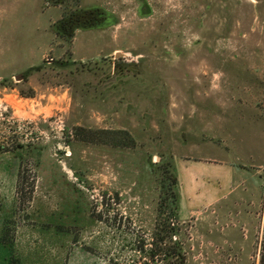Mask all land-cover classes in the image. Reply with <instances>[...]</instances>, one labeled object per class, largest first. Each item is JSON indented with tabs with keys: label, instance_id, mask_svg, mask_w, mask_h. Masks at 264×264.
Segmentation results:
<instances>
[{
	"label": "rangeland",
	"instance_id": "1",
	"mask_svg": "<svg viewBox=\"0 0 264 264\" xmlns=\"http://www.w3.org/2000/svg\"><path fill=\"white\" fill-rule=\"evenodd\" d=\"M201 156L239 186L178 200L185 264H258L264 0H0V264H129L166 216L160 167Z\"/></svg>",
	"mask_w": 264,
	"mask_h": 264
},
{
	"label": "trees",
	"instance_id": "2",
	"mask_svg": "<svg viewBox=\"0 0 264 264\" xmlns=\"http://www.w3.org/2000/svg\"><path fill=\"white\" fill-rule=\"evenodd\" d=\"M92 11H83L68 16L59 23L67 32L66 37L70 38L71 29L77 25L91 26L94 19ZM70 30V31H69ZM68 65L66 62H59V67ZM30 71V70H28ZM27 71V72H28ZM26 74V73H25ZM77 135L81 140L90 143H101L103 137H111L119 134L122 138H126L133 144L132 137L126 130H103V129H87L84 127H77ZM116 137V136H114ZM113 143V141H110ZM117 145V143H115ZM120 145V144H119ZM125 145V144H124ZM161 172L159 174L164 195L159 199L158 208L165 206L166 216L161 219L151 230L150 242L144 237H137L132 243V248L136 252V256L129 264H185L186 258L183 252L182 242L178 236L177 208H178V180L175 172L174 163L170 160V164L163 163ZM5 234L2 232L1 242L5 241ZM10 251V250H9ZM7 264H17L13 258L7 259ZM107 264H116L109 260ZM258 264H264V216L261 231V240L258 251Z\"/></svg>",
	"mask_w": 264,
	"mask_h": 264
},
{
	"label": "crops",
	"instance_id": "3",
	"mask_svg": "<svg viewBox=\"0 0 264 264\" xmlns=\"http://www.w3.org/2000/svg\"><path fill=\"white\" fill-rule=\"evenodd\" d=\"M197 148L199 147L197 146ZM192 158L174 161L175 172L180 186L179 193L181 197L179 198V205L182 200L184 205L189 201L193 210L197 204V197L200 204H202L206 193H211L212 195L207 200V203L211 205L233 193L239 186V180H236L235 177L237 175L235 168L228 160L212 157L204 158L202 156L191 160ZM213 183H216V186L212 185Z\"/></svg>",
	"mask_w": 264,
	"mask_h": 264
},
{
	"label": "water",
	"instance_id": "4",
	"mask_svg": "<svg viewBox=\"0 0 264 264\" xmlns=\"http://www.w3.org/2000/svg\"><path fill=\"white\" fill-rule=\"evenodd\" d=\"M22 77H21V75H17L16 77H15V79H17V80H20Z\"/></svg>",
	"mask_w": 264,
	"mask_h": 264
},
{
	"label": "flooded vegetation",
	"instance_id": "5",
	"mask_svg": "<svg viewBox=\"0 0 264 264\" xmlns=\"http://www.w3.org/2000/svg\"><path fill=\"white\" fill-rule=\"evenodd\" d=\"M21 76H23V77H24V76H25V74H22ZM21 79H22V78H21Z\"/></svg>",
	"mask_w": 264,
	"mask_h": 264
}]
</instances>
